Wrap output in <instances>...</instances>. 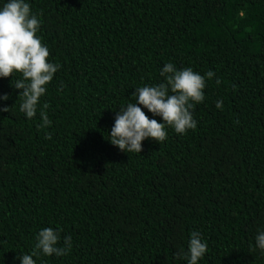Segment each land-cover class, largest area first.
<instances>
[{
  "label": "trees",
  "instance_id": "obj_1",
  "mask_svg": "<svg viewBox=\"0 0 264 264\" xmlns=\"http://www.w3.org/2000/svg\"><path fill=\"white\" fill-rule=\"evenodd\" d=\"M28 2L61 67L32 119L19 75L0 79V264H20L47 227L72 248L36 264H187L193 231L208 245L199 264H264V0ZM169 62L215 73L196 130L120 151L115 111Z\"/></svg>",
  "mask_w": 264,
  "mask_h": 264
},
{
  "label": "clouds",
  "instance_id": "obj_2",
  "mask_svg": "<svg viewBox=\"0 0 264 264\" xmlns=\"http://www.w3.org/2000/svg\"><path fill=\"white\" fill-rule=\"evenodd\" d=\"M41 27L38 16L32 12L28 0H0V79L18 74L13 85L19 90L20 111L27 119L36 117L41 98L47 92L60 65L49 60V49L42 44L37 33ZM163 82L135 88V102H129L116 112L114 125L108 135V142L125 153H141L142 142L153 140L158 144L168 136L166 128L177 134L195 131L197 121L192 112L197 104L205 100L204 89L215 73L209 70L204 75L192 68L177 69L173 63H166L160 71ZM217 85L220 80L216 79ZM8 95L0 96L7 101ZM163 122L150 119L140 106ZM216 108L223 109V101L216 102ZM4 107L0 111L8 112ZM41 117L45 124L48 118ZM255 247L264 251V228L258 229ZM72 248L71 237H64L58 229L43 228L38 232L35 249L30 254L17 257L20 264H36L34 257H62ZM208 245L198 231L190 234L187 251L181 249L177 258L187 264H199L205 256Z\"/></svg>",
  "mask_w": 264,
  "mask_h": 264
}]
</instances>
